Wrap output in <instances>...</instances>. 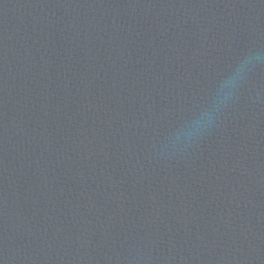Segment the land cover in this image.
<instances>
[{"label": "water", "instance_id": "water-1", "mask_svg": "<svg viewBox=\"0 0 264 264\" xmlns=\"http://www.w3.org/2000/svg\"><path fill=\"white\" fill-rule=\"evenodd\" d=\"M264 0H0V264H264Z\"/></svg>", "mask_w": 264, "mask_h": 264}, {"label": "clouds", "instance_id": "clouds-1", "mask_svg": "<svg viewBox=\"0 0 264 264\" xmlns=\"http://www.w3.org/2000/svg\"><path fill=\"white\" fill-rule=\"evenodd\" d=\"M258 65H264V51H253L238 61L230 72L218 81L205 104L176 129V137L190 142L207 131L246 82L249 72Z\"/></svg>", "mask_w": 264, "mask_h": 264}]
</instances>
